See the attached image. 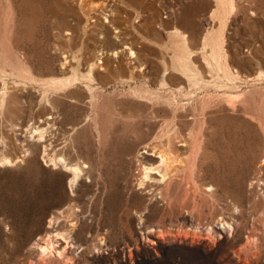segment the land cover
<instances>
[{
    "label": "rangeland",
    "instance_id": "obj_1",
    "mask_svg": "<svg viewBox=\"0 0 264 264\" xmlns=\"http://www.w3.org/2000/svg\"><path fill=\"white\" fill-rule=\"evenodd\" d=\"M233 2L220 17L216 0H0V156L14 160L0 165V264H34L47 215L72 197L83 211L73 264H264V0ZM68 78L80 89L67 95ZM91 88L116 97L90 104ZM195 100L206 122L186 117L179 133L207 191L178 186L144 210L128 159L115 177L135 140L116 113L158 125L150 108L193 113ZM51 157L85 161L92 176L75 192Z\"/></svg>",
    "mask_w": 264,
    "mask_h": 264
},
{
    "label": "bare ground",
    "instance_id": "obj_2",
    "mask_svg": "<svg viewBox=\"0 0 264 264\" xmlns=\"http://www.w3.org/2000/svg\"><path fill=\"white\" fill-rule=\"evenodd\" d=\"M216 1L218 3L217 14L220 17H222L224 13L223 11H227L229 6L232 7L234 3L233 0ZM214 58H218V56L215 54ZM188 59L187 56L178 54L173 60L183 67V64H185L184 62L188 61ZM185 74L188 75V73ZM201 76V79L206 81L205 76ZM188 77L190 76L188 75ZM78 80L79 78H68L65 82H61L62 88H69L67 95L71 94L72 90L70 89L72 87H74L75 90L80 89L78 87ZM164 84L169 85L167 81ZM202 86L193 89L189 88L185 91L179 90V93L184 97L194 98L198 95ZM93 90L94 89L91 88L92 96L90 104H94L97 98L96 96L98 95H101V100L102 97L106 96H112L113 98L116 97L115 92H111V95H108L105 94L104 91L101 93H95ZM128 93L138 96L137 91L130 90ZM122 95L123 94L121 93V97ZM156 95L157 91H150L147 88V90H145L140 96L152 99ZM42 98L52 104L54 103L52 97H50V91L48 89L47 91H44ZM219 98L220 97L216 96V94L202 97V99L207 102L215 99L219 100ZM206 106L207 105L203 102L202 107L200 108L198 100L193 101L191 104V108L194 110L193 113L187 112L188 108L182 102H177L171 105L170 108L153 106L148 113L149 115H157L161 118V123L158 125H153L151 123L152 120L149 117L144 118V114H140L143 116V118H141L134 112L116 113V118H120L125 125L124 135L127 140H132V138H135V140L128 141L132 142L131 145L126 146L116 160L115 177L116 175L124 176V166L127 164L126 162H128V159L132 180L142 191L143 199H146L144 210L156 205L161 200H166L171 203L178 186L183 185L186 190H191L199 194L207 191L205 188L206 185L201 182V179H199L198 176H196V164L200 159H198V152L196 154L194 150H191L190 153H185L183 147H185L188 142L183 134L179 133L181 125H187V119H191L193 122L197 120H202V122H204L206 120L204 117V108ZM163 110H165L164 113H162ZM186 117L188 118L184 119ZM49 124L51 125V123ZM33 132L34 135L38 133L39 136L43 138V131L40 129L36 128ZM50 160L54 163H57V161L63 162V166L68 172L69 184L75 192H78V187L85 176H92V171L89 169L91 165H87L85 161H67L64 157H60L57 161L51 157ZM13 163L14 160L10 157L0 156V165H11ZM126 183L130 184L131 182L126 181ZM46 194L47 191H45V198L47 196ZM76 202L77 198L72 197L67 203V206L66 204H58L56 205L57 207L55 210L47 215L48 224L44 227V230L38 234V237L31 246V248L37 252L34 261L32 262L31 260L32 263L73 264L75 262L76 252L74 251V248L80 244L79 241H76L75 228L79 222V214L83 213V211L78 212V209H76L78 206ZM146 218L147 217H145L144 220H146ZM226 221L227 220L220 223L219 227L222 229L224 228L223 230L227 227H231L228 225L230 223ZM210 228H212V226H210ZM213 229L214 228H212V230ZM81 245L82 244H80V246Z\"/></svg>",
    "mask_w": 264,
    "mask_h": 264
}]
</instances>
